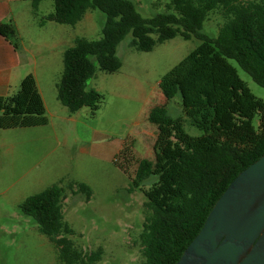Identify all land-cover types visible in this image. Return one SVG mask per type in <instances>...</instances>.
Instances as JSON below:
<instances>
[{"label":"trees","instance_id":"16d2710c","mask_svg":"<svg viewBox=\"0 0 264 264\" xmlns=\"http://www.w3.org/2000/svg\"><path fill=\"white\" fill-rule=\"evenodd\" d=\"M29 1L36 13L42 0ZM53 2L54 10L45 17L59 23L76 24L89 9L106 15L100 38L79 36L63 52L58 99L71 112L83 106L99 108L103 95L88 81L97 64L106 72L121 67L117 46L127 34L133 36L130 45L142 51L176 35L202 40L160 81L166 100L148 114L158 127L154 156L140 159L138 183L133 185L151 182L138 238L141 264H176L233 179L264 154V100L230 62L234 59L264 86V0H170L165 11L151 17L142 15L135 0ZM211 11L224 19L216 36L202 30ZM16 33L13 22L0 21V34L18 47L13 40ZM177 95L183 114L203 134H188L183 116L169 114L167 105ZM0 112L3 127L47 123L44 100L32 74L23 78L16 92L0 96ZM68 187L91 196L85 182H70ZM65 197V187L55 183L26 197L20 207L55 244L60 264H95L103 249L83 250L69 237L73 230L63 215Z\"/></svg>","mask_w":264,"mask_h":264},{"label":"rangeland","instance_id":"374dc122","mask_svg":"<svg viewBox=\"0 0 264 264\" xmlns=\"http://www.w3.org/2000/svg\"><path fill=\"white\" fill-rule=\"evenodd\" d=\"M26 2L28 18L22 15L13 40L23 55L24 68L36 79L48 121L0 126V264H60L55 244L20 207L26 197L55 183L66 189L62 210L73 230L69 237L83 250L103 249L95 264H141L138 238L151 182L133 185L138 183L140 159L154 156L158 127L148 114L166 100L160 87L164 75L202 40L176 35L142 51L130 45L133 36L127 34L117 46L122 61L117 71L106 72L95 60L96 72L88 86L103 95L99 108L83 106L71 112L58 99L63 50L79 36L100 38L106 15L89 9L76 24L59 23L45 17L54 10L53 0H42L36 13L31 1ZM135 2L143 16L151 17L165 11L170 0ZM223 22L220 13L211 11L202 30L216 36ZM230 62L250 90L264 100V86L234 59ZM23 78L7 95L16 92ZM167 108L170 115L183 116L188 134H203L183 114L179 95ZM70 182L88 184L90 198L83 192L73 193Z\"/></svg>","mask_w":264,"mask_h":264},{"label":"water","instance_id":"95a60500","mask_svg":"<svg viewBox=\"0 0 264 264\" xmlns=\"http://www.w3.org/2000/svg\"><path fill=\"white\" fill-rule=\"evenodd\" d=\"M176 264H264V154L233 179Z\"/></svg>","mask_w":264,"mask_h":264},{"label":"crops","instance_id":"0c3cea01","mask_svg":"<svg viewBox=\"0 0 264 264\" xmlns=\"http://www.w3.org/2000/svg\"><path fill=\"white\" fill-rule=\"evenodd\" d=\"M26 1L29 0H0V21L13 22L19 31L22 15L25 14L27 19L29 14ZM87 14L88 12L85 15ZM26 70L23 66V55L18 47L6 36L0 34V96L7 95L11 87L28 74Z\"/></svg>","mask_w":264,"mask_h":264}]
</instances>
